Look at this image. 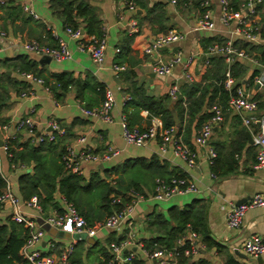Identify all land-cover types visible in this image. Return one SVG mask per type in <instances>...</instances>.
Wrapping results in <instances>:
<instances>
[{
  "label": "crops",
  "instance_id": "obj_1",
  "mask_svg": "<svg viewBox=\"0 0 264 264\" xmlns=\"http://www.w3.org/2000/svg\"><path fill=\"white\" fill-rule=\"evenodd\" d=\"M5 1V6L0 9V33L4 32L6 35L5 38H0V74H6L10 82L0 86V93L3 95L1 99L3 102L0 105L2 144L0 173L5 183L2 194L7 189L8 183L11 193L17 199L20 212L33 220L37 226L42 227V237L31 251H37L42 256L53 255L59 258L61 251L72 247L70 264H103L105 255L112 256L110 245L130 237L134 243L143 244L144 250H150L151 248L145 247L147 241L161 237L166 228L175 227L176 222L170 219L171 212L183 211L187 207L194 206L196 215L193 220L204 226L213 245L208 246L204 243L201 233L196 232L200 235V244L203 247L199 248L196 255L185 258L187 259L185 264H227L229 261H232V264H264V255L252 258L241 251L242 245L252 235L264 238V207L249 209L237 230L229 229L225 219L226 211L231 206H236L240 200L249 199L255 194L264 193V168H257V150L254 146L258 125L246 128L235 112L215 100L213 104H219L223 110V123L213 128L208 146L197 148L194 138L202 125L198 124V119L206 113L211 114L210 109L203 107L201 113L192 122L188 135H185L184 129L182 134H179L177 120L176 133L198 156L194 168H189L177 157L171 146L161 149L160 141L139 148L127 144L121 137L122 117L126 118L130 126L139 129L146 128L151 117H154L140 108L144 104L143 97L151 98L154 102L161 101L176 117L173 108L177 100L170 98V88L177 86L179 97L185 101L186 95L183 94L185 85L191 86L194 82H200L201 86L210 84V80L201 79L209 66L208 59L223 56L209 54V48L214 44L228 41H232L237 50H244L247 57L234 58L229 65L223 57L226 70L229 67L233 73V65L240 64L239 75L234 77L236 85L258 102L256 114L264 118V87L258 88L253 79L264 68V39H259L256 44H249L232 37L231 28L223 26L219 21L220 0H180L175 6L170 5L166 0H85L98 16L102 35L107 38L104 60L100 65H96L88 53L78 50L79 39L66 35L67 24L52 9L51 0H32L33 10L39 16V20L30 18L22 11L23 0ZM203 1L209 2L215 22L214 32L195 30L203 12L200 7ZM131 3L135 6L134 10L128 8V4ZM257 19L261 23L264 22V0L258 10ZM78 30L83 34L82 39L89 36L81 29ZM169 31H176L183 39L169 47L160 48L151 56L145 54V49L158 35ZM206 39H211L213 42L204 51L203 42ZM59 40L66 45L70 54L69 59L57 61L50 58L49 61L40 63L23 48V44L33 41L55 48ZM6 42H11L13 45L8 48ZM235 43L239 47L235 46ZM117 48L119 54L115 53ZM178 50L182 52V64L176 66L170 76L155 75L151 65L158 60L162 62L168 60ZM24 56L38 64L37 70L42 75L40 78L51 83V87L56 85L55 78L63 75L71 76L75 84L70 85L60 98H56L52 89L49 94L43 86L25 80L19 75L20 58ZM189 57L194 58L187 70L192 77V83L184 77L183 69V64ZM116 65L124 70L115 71ZM96 83L103 85L104 92L109 90L112 94L113 108L110 123L86 117L81 113L84 109H95L101 105L102 96L91 90V86ZM24 87L33 92L32 97L26 99L20 97V93L26 91ZM59 88L57 87L58 91ZM78 92L82 96V101L78 97ZM32 108L35 110L33 118L37 122L34 137L17 127ZM50 121L58 123L64 134L59 137L62 139L61 143L55 144L52 150L43 152L46 160L40 168L43 174L55 175L56 185L60 177L66 173L77 174L83 179L81 186L84 190L80 194L81 204L78 207L66 199L58 186L52 193V201L43 204L44 182H38V195L25 198L20 179L24 175L38 178L39 169H36L33 162L11 163L6 142L19 137L21 142L31 139L32 144L37 145L39 142L34 140L36 137H45L50 133L48 127ZM80 137L85 139L84 144L76 143ZM250 139L253 143H250ZM241 145L242 148H239ZM68 146H74L76 152L90 149L94 154H101L107 148H114L119 151V156L104 163L81 162L77 172L65 171L60 158V163L63 165L61 171L58 157L52 151H59L65 147L66 152ZM211 149L217 154V175L212 173L211 169L215 160L214 164H210L208 160ZM223 172H226L224 173L226 175H222ZM173 176L187 178L197 191L173 196L163 202L153 200L156 178L169 180ZM131 191L136 192L140 199L130 216L132 222L130 226L124 224L118 230L103 229L94 238L85 240L73 237L80 235L60 238L56 233L51 234L43 228V219L55 213L63 214L68 203L76 208L90 226H96L115 213L116 206L123 208L131 199ZM33 198L37 199L41 210L28 206ZM114 198L119 200L118 204H112ZM161 218L169 222L168 226L165 227L160 223ZM0 220L3 223L13 222L11 208L7 203L0 205ZM189 230L191 229L187 226L183 235ZM22 249L21 256L24 258ZM127 253H133L132 261L151 264L141 248L132 246L125 250L123 255Z\"/></svg>",
  "mask_w": 264,
  "mask_h": 264
},
{
  "label": "built area",
  "instance_id": "obj_2",
  "mask_svg": "<svg viewBox=\"0 0 264 264\" xmlns=\"http://www.w3.org/2000/svg\"><path fill=\"white\" fill-rule=\"evenodd\" d=\"M166 1L173 6L180 2V0ZM5 4V0H0V9L3 8ZM220 4L221 13L219 21L223 26L231 28L230 35L232 37L249 44H256L259 39H264V22L261 23L257 19L258 10L263 5V0H240L236 7L232 4L231 0H220ZM134 7V4H128L129 10H134ZM200 7L203 9V12L201 18L196 24L195 30L214 32L215 22L209 8V2H201ZM21 8L30 18L39 20V16L33 10L32 0H23ZM132 29H135L134 22L132 23ZM65 33L71 38L79 39L77 43L78 50L88 53L94 64L100 65L103 62L105 49L107 47V38L104 34L101 37L89 35L86 39H82L83 34L79 30L74 31L68 26H65ZM5 36L4 32L0 33V38H5ZM182 39L183 37L181 34L176 31H169L165 34L158 35L144 52L151 56L160 48L169 47ZM23 48L28 53L49 56L51 59L57 61L70 58L67 47L61 40L58 41V45L55 48L47 47L34 41L23 44ZM115 53H119L118 48L115 50ZM210 53L222 55L228 65L234 58L247 57L244 50H237L234 47L232 41L224 42L223 44H214L209 48V54ZM193 61L194 58L189 57L186 63L183 64L184 77L191 83L193 80L187 73V70L192 65ZM179 64H182V52L178 50L168 60L164 62L160 60L154 62L151 65V69L155 75L165 77L170 76L174 68ZM114 70L119 72L124 70V68H120L116 65L114 66ZM19 75L25 80L43 86L47 93H51L49 87L45 86V83L41 78L25 72L19 73ZM253 79L254 84H256L258 88L264 87V68H262L260 73ZM221 84L223 89L228 93L226 104L227 109L235 112L246 128H250L252 125L259 126L258 132L254 137V146L257 150V168H264V118H261L256 114L258 111V102L251 99L242 88L236 85L235 78L232 76L229 67L224 73V78ZM179 95L177 86L170 88L169 96L172 100H177ZM32 96L33 92L29 89L20 93V97L24 99ZM112 108V94L109 90H105L103 101L98 108L90 110L84 109L81 113L86 117L96 118L105 123H110ZM210 112L211 117L202 123L194 138V143L197 148H205L208 146L213 128L219 127L223 123V110L219 104H213L210 108ZM34 114L35 110L33 108L30 109L28 116L17 124L19 130L24 131L31 137H34L36 133L37 122L33 118ZM48 127L50 128V133L46 134L45 137L38 136L34 140L39 143H42L45 140L48 142H55L57 138L64 134V131L59 124L54 121H50ZM121 137L127 144L139 148L160 141L161 149L164 150L167 146H171L175 155L184 161L189 168H194L196 166L198 159L196 152L184 144L181 136L176 133L175 126L164 128L163 122L159 117H151L148 126L144 129L130 126L126 121V118L122 117ZM76 143L84 144L85 139L80 137L77 139ZM118 156L119 151L114 148H107V150L101 154H94L90 149H82L76 152L74 146H68L66 152L61 157V161L64 165L65 171L77 172L81 162L104 163ZM216 158V152L211 149L208 153L210 164H213V161ZM213 177L215 176L213 175ZM196 191L193 183L185 177L173 176L169 180H164L158 177L155 180V188L152 198L158 202H163L169 200L173 196L195 193ZM130 196V201L125 203L123 208L117 210L105 220L99 222L96 226H90L86 220L79 215L76 208L69 203L63 214L55 213L52 216L46 217L43 221L44 224L49 225L58 232L69 235L84 234L86 238H94L98 232L103 229L118 230L124 224H128L129 226L132 224L130 216L140 197L134 191H131ZM5 203L11 208V220L17 224L23 225L29 233L26 244L22 249L26 264H70V258L73 252L72 247L65 249L63 252L61 251L59 258L54 257L53 255L42 256L37 251H31V248H33L42 237V227L37 226L33 220L27 218L20 212L17 199L11 193L8 183L7 189L0 195V205ZM118 203V199H112V204ZM28 206L41 210L36 198H33L28 203ZM260 207H264V193L253 195L239 206H231L226 211L225 219L227 227L232 230L239 229L246 212L249 209ZM132 246L141 248L151 264H177L180 258H190L198 253L199 248L203 247V245L200 244V235L192 230H189L186 234L178 237L171 248H159L155 245L153 249L144 250L143 244L134 243L130 237L119 243L111 244L110 251L112 256L104 261L103 264H129L134 259L133 253H127L124 255L123 253ZM241 251L252 258H258L264 255V238L259 235H252L242 245Z\"/></svg>",
  "mask_w": 264,
  "mask_h": 264
},
{
  "label": "trees",
  "instance_id": "obj_3",
  "mask_svg": "<svg viewBox=\"0 0 264 264\" xmlns=\"http://www.w3.org/2000/svg\"><path fill=\"white\" fill-rule=\"evenodd\" d=\"M239 1L240 0H231L232 4L235 7L238 5ZM51 5L52 9L58 14L60 18H62L64 23L67 24V26H69L72 30L81 29L85 34L94 35L96 37H100L102 35V31L100 30L101 22L94 10L88 5L85 0H51ZM212 42L213 41H211V39L204 40L203 50L205 51V48ZM235 46L239 47L237 43H235ZM244 49L247 50L245 46ZM20 59L21 61L19 62V73H31L38 78L42 77L41 73L37 70L38 64L36 62L29 60L26 56L21 57ZM208 60L209 66L201 79L210 80V84H205V86H201L200 82H194L191 86L185 85V89H183V94L186 95L185 101L182 97H179L174 103L173 111L175 112L176 118L179 121V134H182V129H184L185 135L189 134L192 122L195 120L196 116L201 113L203 107L206 106L210 109L215 100H217V102L222 106H226L225 104H227L228 93L223 89L221 84L224 78V73L226 71L224 58L213 57ZM232 71V76L237 77L240 71V64L235 63L232 67ZM257 73L258 72H256V74ZM9 82L10 78H8L6 74L1 73L0 86H2L1 84L3 83ZM55 82L56 85H53L51 87V83H48L44 80L45 85L49 87L50 91L51 89L54 91L56 98H60L62 93L66 92L67 88L70 85L75 84L74 80L69 75L56 77ZM57 87H60L59 91L57 90ZM25 90L26 88L24 87V91ZM91 90L95 93L100 94L102 98H104V87L101 83H96L91 86ZM78 97L82 101V96L79 92ZM2 98L3 95L2 93H0V105L3 102L1 101ZM142 100L144 104L140 106V108L148 111L151 116L161 118L164 128H170L172 126H175L176 122L174 121L173 113L169 111L167 107H164L161 101L154 102L151 98L147 97H143ZM210 117V113L202 115L198 119V124H202ZM61 142L62 139L57 138L55 142H48L47 140H45L42 143L33 145L31 139H28L25 142H21L20 138L17 137L14 140H8L6 142V146L8 153L11 155V163L25 164L33 162L36 166V169H39L38 178H36V176L31 177L30 175H24L20 179V182L22 184L21 189L24 191L25 198H29L33 195H38V182H44L45 199L42 201L43 204H48L50 203V201H52V193L58 186L59 191L66 197V199L73 202L75 206L78 207L81 204L80 194L84 190V188L81 186L83 179L77 174L66 173L64 175L63 172L61 173V175H63L60 177L58 184L56 185L55 175L49 176L51 175L50 173L43 174L42 168H40L46 160L45 156L43 155V152L46 150H52L55 144ZM239 148H242V145L239 146ZM52 152H55V155H57L60 163V158L65 153V147H63L59 151ZM214 163V166H212L211 169L212 173L216 174L218 159H215ZM60 169L61 171H63V165L61 163ZM224 173L226 172H223L222 175H226ZM4 186V179L2 178L0 173V195L2 194ZM193 208L194 206H191L187 207L183 211L175 210L171 212L170 219L176 222L175 227H172L171 229L166 228L164 234L161 237L147 241L145 243V247L147 249H153L156 245L159 248H171L173 246L174 241L178 237L183 235V233L187 229V226H189L191 230L201 233V235L203 236V242L206 243L208 246L213 245L204 230V226L198 224L197 221L193 220L196 215ZM119 209H121V207L118 208L116 206L115 211ZM159 220H161L160 223L163 224L165 227L168 226V221L163 218ZM27 237V230L23 228V226L10 221L7 223H3L0 220V264H26V261L21 256V249L24 246ZM104 257V261H106L110 258V255H105ZM186 262L187 259L180 258L177 264H185ZM131 264H143V262L132 261ZM227 264H232V261H229Z\"/></svg>",
  "mask_w": 264,
  "mask_h": 264
},
{
  "label": "water",
  "instance_id": "obj_4",
  "mask_svg": "<svg viewBox=\"0 0 264 264\" xmlns=\"http://www.w3.org/2000/svg\"><path fill=\"white\" fill-rule=\"evenodd\" d=\"M2 41V40H1ZM5 45L10 48L13 44L11 42H6ZM4 46V45H3ZM15 50H17V47L15 48ZM30 56L35 59V60H39L40 63H44V62H47L50 60V57H41L37 54H34V53H30ZM174 120L176 122V124L178 125V122H177V119L176 117H174ZM252 142V140L250 139V143ZM253 143V142H252ZM2 146L1 142H0V147ZM248 199H245V200H240L239 202H237L236 206H239L241 204H243L244 202H246ZM44 230L46 231H49L51 234H55L62 238V237H69V234H66V233H60V232H57L55 229L51 228L49 225L47 224H44L43 226ZM75 238H78V239H81V240H85L86 239V236L84 234L80 235L79 237L78 236H73Z\"/></svg>",
  "mask_w": 264,
  "mask_h": 264
}]
</instances>
